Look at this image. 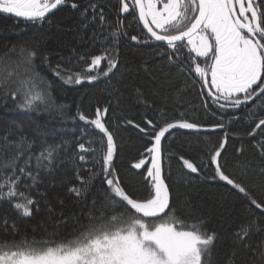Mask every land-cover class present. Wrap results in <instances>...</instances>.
I'll use <instances>...</instances> for the list:
<instances>
[{"label": "snow or ice", "instance_id": "1", "mask_svg": "<svg viewBox=\"0 0 264 264\" xmlns=\"http://www.w3.org/2000/svg\"><path fill=\"white\" fill-rule=\"evenodd\" d=\"M68 2L0 0V14L38 23L49 19L54 10ZM70 6L75 10L81 7L75 0ZM98 7L90 3L80 12V17L83 28L90 24L99 28V35L94 33L93 42L103 45L102 54L91 56L90 61L81 55L80 60L86 64L82 72L62 75L57 65L54 71L65 83H92L102 77L110 79L120 68L119 45L127 38L137 45L155 44L158 49L162 45L164 50L158 51L159 57H166L169 66L180 71H184L187 64V71L194 72L199 78L201 89H207L201 94L209 97L220 110L233 109L232 119H240L236 111L257 100L260 101L259 110L264 111V0H118L119 12L131 15L133 20L142 24L146 30L143 37L130 35L127 29L131 24L125 25L119 18L109 22L102 7L97 12ZM184 49H187V57ZM35 57V51L22 46H14L8 53L0 55V93L5 100L11 98L24 111H35L41 106L62 110L64 106L52 101L50 85L35 71ZM204 107H209L207 102ZM108 111V106L97 107L91 119L78 112L81 121L93 126L106 138V142H102L104 152L101 159L88 169L87 177L77 170L79 186L74 184L68 189L75 198L87 199L95 182L100 181V188L91 202L88 225L71 238L38 240L34 236L29 239L26 234L21 235L13 222V238L8 239L5 219V235L0 236V264H211L218 234L209 230L202 218L188 221L177 216L166 182L162 148V141L171 135L173 129L199 132L204 126L188 120H164L161 123L145 118L143 127L132 120L126 121L149 138L150 146L145 148L147 157L131 166L146 172L148 194L140 198L116 173L117 144L113 132L107 127ZM165 115V112H159L161 119ZM246 115L250 123H255L248 133L254 137L256 130L264 126V118H258L256 122L255 109ZM217 128L223 129L225 124L211 126L213 131ZM227 140L226 134L209 155L210 163L215 165L213 179L218 177L238 194H243L249 212L254 208L264 216V201L258 202L252 197L250 190L226 174L225 166L220 163ZM91 143L89 141V145ZM33 145L34 141L23 134L22 128L0 137V175L4 177V182H0V203H10L21 217L33 216L39 201L32 196V190L38 189L43 182V173H51L58 166L57 153L62 147L47 145L33 152ZM77 147L81 153L96 152L83 142ZM259 148L264 157V142ZM78 159L85 162L86 156L80 154ZM180 159L190 173L199 174L200 169L195 163L183 157ZM96 165H99L98 169ZM238 167L247 169L246 164H238ZM261 174L264 175V169ZM53 213L54 209L50 207L49 217ZM37 227L40 225L33 227L32 231L35 232ZM253 229L261 231L255 221L241 225L234 234L235 240L250 248L246 240ZM18 235L20 238L15 239ZM251 255L253 258L256 255L264 257V240L251 251ZM225 264H236L235 252L226 258ZM247 264H254V259Z\"/></svg>", "mask_w": 264, "mask_h": 264}, {"label": "trees", "instance_id": "2", "mask_svg": "<svg viewBox=\"0 0 264 264\" xmlns=\"http://www.w3.org/2000/svg\"><path fill=\"white\" fill-rule=\"evenodd\" d=\"M71 2L69 0L50 14L49 19L38 23L11 14H0V55L8 53L14 46L35 51V71L50 85L52 101L64 106L62 110L41 106L35 111H24L11 98L5 100L0 93V137L22 128L23 134L34 141L33 152H38L42 146H62L57 153L58 166L51 173H43V182L38 189L32 190V196L39 201L32 217H21L10 203H0V236L5 235V219L8 222V239L13 238V222L19 227L21 235L26 234L29 239L34 236L38 240L71 238L88 225L91 202L100 188V181L95 182L87 199L75 198L68 189L74 184L79 186L77 170L87 177L88 169L101 159L104 152L102 142H106V138L93 126L81 121L78 112L91 119L97 107L108 106L107 127L113 132L117 144L114 159L116 173L140 198L148 194L146 172L131 166L147 156L145 148L150 146L149 138L126 121L132 120L142 127L145 118L161 123L164 120H188L204 126L199 132L173 129L171 135L162 141L171 203L180 219L192 221L202 218L209 230L217 232L211 264H225L226 258L233 252L236 264H247L253 259L254 264H264V257L256 255L253 258L251 255V251L264 240V216L254 208L249 212L243 194H238L218 177L213 179L216 176L215 165L209 159L213 147H218L227 134L226 148L220 159L226 174L242 182L258 202L264 201V175L261 174L264 157L259 148V144L264 142V126L256 130L254 137L250 136L248 133L255 123H250L246 115L255 109L256 122L258 118H264V111L258 107L260 101L237 110L236 115L240 119H232L233 109L220 110L209 97L201 94L207 91L201 89L194 72L187 71V64L185 70L180 71L175 66H169L166 57H159L158 51L164 50L162 45L159 49L155 44L137 45L127 38L122 39L119 45L120 68L110 79L102 77L92 83H65L62 76H57L54 71L57 65L62 75L82 72L86 64L80 60L81 55L90 61L91 56L102 54L103 45L93 42L94 33L99 35L100 32L97 25L90 24L85 29L81 23L80 12L90 3L99 6L97 12L102 7L109 22L119 18L125 25L131 24L127 29L130 35H145L142 25L131 15L119 12L118 0H75L81 6L79 10L72 9ZM183 52L187 57V49ZM12 58L16 57L13 55ZM205 102L209 105L207 109ZM161 111L166 113L162 119L159 116ZM230 119L232 122L229 124ZM221 122L225 128L211 130L212 125ZM89 141H92L91 145ZM80 142L96 149L95 154L81 153L77 147ZM80 154L86 156L85 162L79 161ZM181 157L195 163L200 169L199 174L184 168ZM238 164H246V171ZM0 182H4L2 175ZM50 207L54 209L52 217H49ZM254 221L261 231L253 229L246 240L250 248H246L235 240L234 234L241 225L253 224ZM37 225L40 227L33 232V227ZM19 238V235L15 237Z\"/></svg>", "mask_w": 264, "mask_h": 264}, {"label": "water", "instance_id": "3", "mask_svg": "<svg viewBox=\"0 0 264 264\" xmlns=\"http://www.w3.org/2000/svg\"><path fill=\"white\" fill-rule=\"evenodd\" d=\"M55 11V10H54ZM20 18V17H19ZM22 19H24V18H22ZM142 25V24H141ZM146 31V30H145ZM206 91H207V89H206Z\"/></svg>", "mask_w": 264, "mask_h": 264}, {"label": "rangeland", "instance_id": "4", "mask_svg": "<svg viewBox=\"0 0 264 264\" xmlns=\"http://www.w3.org/2000/svg\"><path fill=\"white\" fill-rule=\"evenodd\" d=\"M147 157V156H146ZM146 157H144V158H146Z\"/></svg>", "mask_w": 264, "mask_h": 264}]
</instances>
